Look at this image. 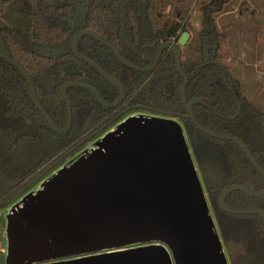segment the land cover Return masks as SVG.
Instances as JSON below:
<instances>
[{
    "label": "trees",
    "instance_id": "1",
    "mask_svg": "<svg viewBox=\"0 0 264 264\" xmlns=\"http://www.w3.org/2000/svg\"><path fill=\"white\" fill-rule=\"evenodd\" d=\"M232 6L231 0H0L1 50L29 72L39 103L64 128L69 120L62 90L66 82L91 83L108 102L122 93L120 85L75 51L74 38L81 30H96L142 67L155 62L163 45L176 44L197 119L218 133L241 138L264 167V84H257L256 99L238 73L240 56L230 48L227 26L219 19ZM185 30L191 37L181 45L178 38ZM78 49L120 80L127 96L107 106L93 88L70 85L74 120L64 133L51 126L34 101L26 75L0 54V210L42 170L51 166L52 172L120 117L135 111L176 116L188 134L222 238L237 245L232 264H264V216L232 212L220 204L232 184L263 191L264 174L238 142L214 137L189 116L176 52L165 47L156 67L144 71L124 63L92 33L80 36ZM224 202L230 208L264 210V194L241 188L230 190Z\"/></svg>",
    "mask_w": 264,
    "mask_h": 264
},
{
    "label": "water",
    "instance_id": "2",
    "mask_svg": "<svg viewBox=\"0 0 264 264\" xmlns=\"http://www.w3.org/2000/svg\"><path fill=\"white\" fill-rule=\"evenodd\" d=\"M84 33L94 34L111 46L124 63L144 71L156 67L164 48L170 46L185 77L183 96L189 116L214 137L238 142L264 174V167L241 138L218 133L197 119L186 96L189 76L182 68L178 45H163L155 62L142 67L126 59L115 43L96 30H81L74 38L75 51L120 85L122 93L118 100L108 102L91 83L66 82L62 90L69 120L66 127L60 128L39 103L29 72L1 50L4 40L0 36V54L29 79L34 101L57 132L64 133L73 125L70 85L93 88L107 106H115L127 96L120 80L79 51L78 39ZM190 37L185 30L178 43L185 45ZM234 188L264 194V190L252 192L243 184H232L220 196L224 209L264 216L261 209L228 207L224 199ZM4 217L2 264H231L228 250L236 248L235 243L225 244L222 238L182 121L176 116L142 111L124 116L50 172L13 201Z\"/></svg>",
    "mask_w": 264,
    "mask_h": 264
},
{
    "label": "rangeland",
    "instance_id": "3",
    "mask_svg": "<svg viewBox=\"0 0 264 264\" xmlns=\"http://www.w3.org/2000/svg\"><path fill=\"white\" fill-rule=\"evenodd\" d=\"M232 1V7L234 9L219 17L220 24L222 27L227 26L225 30L229 34V46L240 56L241 60L238 67V73L242 74L245 78L249 93L257 99L255 95L258 88L257 84H264V0H231V2ZM82 9L84 10V8ZM118 121L119 120L115 123ZM115 123L112 124L114 125ZM113 125L97 130V132L91 136L94 138H92L86 145L100 137ZM81 149L69 156L66 160L60 163V165L78 153ZM50 170L51 166L46 170H42L36 178L30 180L27 187L22 188L17 193L14 201L50 174ZM207 192L209 197L208 189ZM9 205H11V203L6 204L0 210V264H2L4 254V228L6 224L4 211Z\"/></svg>",
    "mask_w": 264,
    "mask_h": 264
},
{
    "label": "flooded vegetation",
    "instance_id": "4",
    "mask_svg": "<svg viewBox=\"0 0 264 264\" xmlns=\"http://www.w3.org/2000/svg\"><path fill=\"white\" fill-rule=\"evenodd\" d=\"M81 10V9H80ZM79 12V11H78ZM84 12H86V10H83V11H81V12H79L80 14H81V16H84ZM135 112H137V111H135ZM142 112H145V111H142ZM132 113V112H131ZM149 113V112H148ZM128 114H130V113H128ZM128 114H126V115H128ZM125 116V115H124ZM123 116V117H124ZM123 117H120L118 120H120V119H122ZM117 121V120H116ZM115 121V122H116ZM114 122V123H115ZM111 125H113V124H110L108 127H110ZM224 240V239H223ZM225 242V244H228V243H230V242H226V241H224ZM236 247H237V245H236ZM234 250V249H233ZM233 250H228V256H229V258H230V261H231V252L233 251ZM231 264H232V261H231Z\"/></svg>",
    "mask_w": 264,
    "mask_h": 264
}]
</instances>
